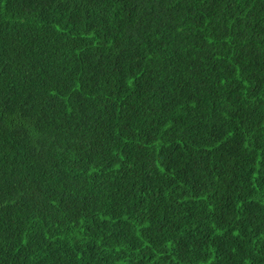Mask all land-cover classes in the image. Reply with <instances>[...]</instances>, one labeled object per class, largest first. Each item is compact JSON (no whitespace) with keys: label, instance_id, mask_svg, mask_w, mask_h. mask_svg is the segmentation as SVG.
Listing matches in <instances>:
<instances>
[{"label":"trees","instance_id":"trees-1","mask_svg":"<svg viewBox=\"0 0 264 264\" xmlns=\"http://www.w3.org/2000/svg\"><path fill=\"white\" fill-rule=\"evenodd\" d=\"M0 264H264V0H0Z\"/></svg>","mask_w":264,"mask_h":264}]
</instances>
